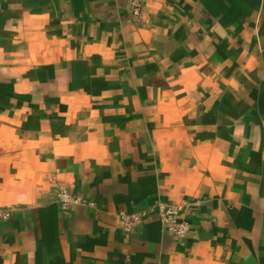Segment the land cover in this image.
<instances>
[{"label": "crops", "instance_id": "crops-1", "mask_svg": "<svg viewBox=\"0 0 264 264\" xmlns=\"http://www.w3.org/2000/svg\"><path fill=\"white\" fill-rule=\"evenodd\" d=\"M0 210V264H264V0H0Z\"/></svg>", "mask_w": 264, "mask_h": 264}, {"label": "built area", "instance_id": "built-area-1", "mask_svg": "<svg viewBox=\"0 0 264 264\" xmlns=\"http://www.w3.org/2000/svg\"><path fill=\"white\" fill-rule=\"evenodd\" d=\"M144 3L145 0H127V12L131 20L140 18ZM57 197L63 202L78 201V198L72 197L64 188H59ZM187 204L186 200H181L175 204L157 201L149 207V210L155 211L165 231L171 233L175 238H183L188 232V224L182 218L181 213ZM143 214H145L144 210L136 213L123 211L119 213L121 227L125 234L133 231L135 225L139 222L140 216ZM8 216V210H0V218L5 219Z\"/></svg>", "mask_w": 264, "mask_h": 264}]
</instances>
